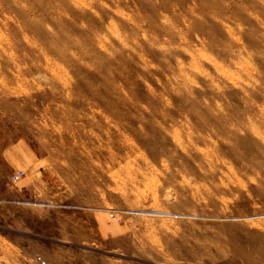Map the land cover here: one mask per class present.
Wrapping results in <instances>:
<instances>
[{
    "label": "rangeland",
    "instance_id": "rangeland-1",
    "mask_svg": "<svg viewBox=\"0 0 264 264\" xmlns=\"http://www.w3.org/2000/svg\"><path fill=\"white\" fill-rule=\"evenodd\" d=\"M0 264H264V0H0Z\"/></svg>",
    "mask_w": 264,
    "mask_h": 264
},
{
    "label": "crops",
    "instance_id": "crops-1",
    "mask_svg": "<svg viewBox=\"0 0 264 264\" xmlns=\"http://www.w3.org/2000/svg\"><path fill=\"white\" fill-rule=\"evenodd\" d=\"M14 157L15 159H12ZM3 160L6 164L9 165L11 172L27 170L28 167L22 162L19 161L18 149L12 148L10 150H5L3 154ZM31 183L27 180H20L17 184L12 183L9 186V192L12 195V200L18 201L22 199L24 192L27 189H30Z\"/></svg>",
    "mask_w": 264,
    "mask_h": 264
},
{
    "label": "built area",
    "instance_id": "built-area-1",
    "mask_svg": "<svg viewBox=\"0 0 264 264\" xmlns=\"http://www.w3.org/2000/svg\"><path fill=\"white\" fill-rule=\"evenodd\" d=\"M25 176V173L23 171H19L12 176V182L14 184H17L23 177Z\"/></svg>",
    "mask_w": 264,
    "mask_h": 264
}]
</instances>
